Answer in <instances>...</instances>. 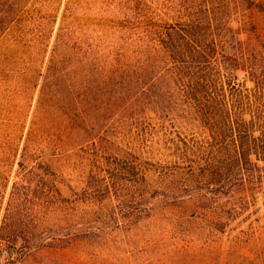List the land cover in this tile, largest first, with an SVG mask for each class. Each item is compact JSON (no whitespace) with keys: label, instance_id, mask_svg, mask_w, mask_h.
<instances>
[{"label":"rangeland","instance_id":"obj_1","mask_svg":"<svg viewBox=\"0 0 264 264\" xmlns=\"http://www.w3.org/2000/svg\"><path fill=\"white\" fill-rule=\"evenodd\" d=\"M168 1L0 0V12L8 15L0 57L8 49L14 57L0 71V229L6 215L16 213L12 233L27 238L16 248L0 239V264H264V169L211 183L201 166L184 159V139L201 140L200 134L183 129L165 136L167 126L142 121L147 132L142 136L139 123L125 121L118 110L121 114L100 131L109 145L100 160L129 174L105 166L100 176H89L96 154L91 141L38 138L24 155L65 15L72 18L68 26L77 40L104 51L131 44L153 18L172 23ZM193 1L198 0H184V8ZM213 2L228 14L224 26L230 38L223 55L247 93L254 84L242 65L252 50L253 26L264 75V13L238 0ZM28 45L41 47L40 55L32 50L30 60ZM122 83L119 76L114 93L122 92ZM108 102L109 94L101 100ZM257 108L264 117V104L252 109ZM263 121L255 135L264 130ZM40 163L52 167L45 172ZM112 172L120 180L112 181ZM241 179L253 181L256 198L234 197ZM90 180L94 188L88 187Z\"/></svg>","mask_w":264,"mask_h":264},{"label":"trees","instance_id":"obj_2","mask_svg":"<svg viewBox=\"0 0 264 264\" xmlns=\"http://www.w3.org/2000/svg\"><path fill=\"white\" fill-rule=\"evenodd\" d=\"M238 1L264 13V0ZM166 6L174 16L172 23L153 18L137 39H131V44L104 51L99 45L77 40L68 26L72 18L65 15L48 60L47 80L24 155L38 143V138L59 140L61 144L91 141L96 154L88 167L89 176H100L105 166H115L117 172L129 174L127 168L100 160L109 146L100 135L103 123L119 116L121 110L125 121L139 123L138 134L142 136L147 134L142 121L167 126L165 136L183 129L184 133L200 134L201 140L184 139V159L201 166L213 184H223L224 176L236 172L250 175L264 169V130L255 135L256 125L264 117L259 108L257 112L252 109L264 104V75L256 60V27L250 33V57L242 65L254 84L246 93L234 75L235 66L223 55L230 38L229 28L225 27L227 12L217 9L213 0L193 1L187 8L184 0H169ZM7 16L0 12V39L8 30ZM25 49L30 50V60L32 50L38 52L36 55L42 51L31 45ZM13 60V52L6 50L0 57V71ZM105 61L108 65L97 64ZM75 63L78 65L72 67ZM119 76L123 80L122 92L116 94L113 90ZM107 94L109 102L103 105L101 100ZM39 166L46 172L52 163ZM108 174L112 181L120 180L115 172ZM251 184L250 179L248 183L241 179L240 187L233 190L234 197L256 198ZM94 185L90 180L88 187ZM15 197L14 190L12 200ZM209 215L215 218L216 213ZM15 219L16 213H8L0 229V239L13 248L27 241L12 233Z\"/></svg>","mask_w":264,"mask_h":264}]
</instances>
